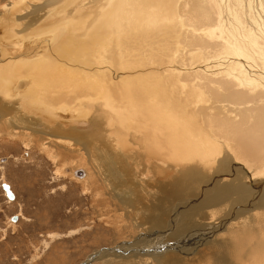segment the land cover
<instances>
[{
	"label": "bare ground",
	"instance_id": "obj_1",
	"mask_svg": "<svg viewBox=\"0 0 264 264\" xmlns=\"http://www.w3.org/2000/svg\"><path fill=\"white\" fill-rule=\"evenodd\" d=\"M171 1L1 0L0 53L8 58L0 59V62L6 63V67H2L0 71V133L2 136L8 135L10 139H21L27 143L34 142L37 148L47 153L54 152L53 149L61 150V158L66 159V156H72L73 151L68 144L72 143V140L67 142L65 134L73 126L69 122L62 121L73 120L75 112L82 113L81 116L86 117L87 121L90 119L88 127L90 125L94 127L87 129L84 133H77L79 135L75 136L76 145L84 149L85 156L97 170V175L99 176V172L100 175L105 174V180H101L103 191L106 192V186L113 189L116 185L119 188L118 193L124 188L126 195L115 197L113 193H108V199L119 207V221H122V225L134 219L133 229L138 233L136 243L143 242L141 245L137 244L138 247L134 252H129L124 257L116 255L127 254L124 253L125 247L119 248L111 255H106V264H264V201L262 196L264 193L261 196L255 195L250 202L245 203L243 199L233 201L229 195L230 191L239 190L236 194L242 198L247 195V187L228 185V191L224 195L223 191L221 192L222 189L212 190L213 183L208 182L211 187L209 190L207 185H200L199 182L187 183L177 175V173L186 171L190 167L187 162L195 158L207 159L210 164L208 166H212L213 160L216 164L214 154H212V160L211 154L208 155L207 151H202L208 142V137L210 144L216 141L212 139L216 133L214 129L216 127H211L209 116L204 114L202 116L204 123L197 129L201 135V141L197 135L192 133L195 128L191 122L187 123V121L199 114L200 108L195 107V103L196 112H191L189 116L185 115L183 108L178 105L181 88L180 86L171 88L173 82L170 79V71L168 73L153 68V71H148L149 81L141 76L134 78L125 76L124 73L121 75V70L113 71L112 81L103 91H100L95 87L96 81L91 78L90 71L84 70V67L91 69L93 66L92 55L94 53L96 57L98 51L100 52L106 46L109 47L101 43L108 41L107 39L112 42L111 38L118 26H129L138 21L145 23L149 21L156 8H162ZM173 1L176 3L179 0ZM208 1L190 0L189 2L185 0L180 3L200 7ZM247 1L251 2V0ZM172 5L174 6V4L169 6L173 7ZM228 6L229 9H237L232 0H229ZM227 7L225 9L227 17H231ZM184 9L186 7H183L181 11L185 12ZM163 12L165 14L166 10ZM249 12L252 15L251 18L253 16L258 18L254 12L250 10ZM166 21L168 24V20ZM232 22L234 23V20ZM234 25L235 30L228 27V32L225 33L229 40L239 43V37H241L248 47L260 45L263 48L255 55L250 54L255 63L253 69L256 71L245 68L246 76L241 81L245 90L248 88V93L264 92L261 87L264 86V36H260L263 42L259 38L241 36L248 33L240 32L246 27L243 25L239 28L236 22ZM159 26L157 27L160 28ZM8 30H10V35ZM128 31L127 36H124L127 45L123 46L121 51L126 56H132L133 44L141 45L147 50L151 49L149 51L151 54L166 50V47L157 48L156 40L151 38L150 34L146 35L144 30L135 32L134 28H130ZM120 32L118 35L121 34ZM131 32L135 33L131 34ZM261 32L263 35L264 31L261 30ZM172 33L170 31V35ZM110 36L112 37L109 38ZM193 37L190 39L193 40ZM165 38L166 34H159L161 41L167 42L168 38ZM30 40H33L34 44L29 43ZM119 40L120 38L117 41ZM171 41L170 44H172ZM231 41L229 43H232ZM20 42L28 43V52L17 60L16 53L23 50ZM229 46L227 48L231 49ZM151 47L156 50H152ZM114 50L118 52L120 47L116 49L114 45ZM250 50L253 49L250 48ZM141 51L139 57L147 61L149 52L145 54L143 50ZM232 55L235 56L233 52ZM78 65L83 67L81 66L80 69ZM117 75L128 77V80L134 79V82L129 81L120 85L117 83ZM202 81L208 83L209 80L205 78ZM30 83L34 84L33 89L27 91L24 88ZM235 85L237 86V81ZM182 86L185 91L191 88ZM34 90L38 97L42 96V104L50 108V112L46 115L41 108L31 103ZM200 92L192 95L193 97L199 95L198 101L204 97L202 95L204 91L201 94ZM261 97L263 98V95ZM171 98L176 106L169 104ZM74 101L76 106H74ZM201 105L204 106V104ZM233 105L236 106V102H233ZM234 108L239 112L236 116L237 120H241V111L237 106ZM260 115L264 116V112ZM51 120H55L57 124H51ZM3 125H8L7 134L2 132ZM255 125L257 127L255 130L250 132L247 130L243 135H239L236 130L233 138L237 139L232 142L245 149L246 159L261 162V166L264 165V127L259 122ZM243 128L244 126H241L240 131ZM43 137L60 139L61 146L56 148L53 147L54 143L48 142L42 144ZM257 137L262 138L258 141ZM221 151L224 150L221 149ZM55 153V156L59 157V153L57 151ZM77 154L82 157V153ZM172 161L175 165L171 164ZM151 167L154 170L155 181H151V177L146 176V170ZM77 169L78 167L70 169L72 175L88 182L87 173L83 171L75 173ZM140 171L143 174L137 176L136 172L140 173ZM65 172L68 173L67 170ZM141 176H146L150 181L144 182L143 180L144 183L136 184ZM223 176L224 173H219V179ZM214 181L216 182V178ZM88 183L90 184V181ZM94 183L99 184L98 181ZM190 185L194 186L191 188ZM144 190H147L148 197L141 195ZM135 192H138L137 196ZM145 199L147 202H144Z\"/></svg>",
	"mask_w": 264,
	"mask_h": 264
},
{
	"label": "rangeland",
	"instance_id": "obj_2",
	"mask_svg": "<svg viewBox=\"0 0 264 264\" xmlns=\"http://www.w3.org/2000/svg\"><path fill=\"white\" fill-rule=\"evenodd\" d=\"M180 1L183 3L185 0H179L178 3L172 0L162 8H156V12L154 11L151 14L152 17L150 16L153 22L149 19L145 22L146 24L138 21L135 24L126 25L129 30L134 28L135 32L144 30L143 32L146 35L150 34L151 38L156 40L155 45L157 48L166 47V50L151 54L149 52L151 49L147 50L141 45L136 46L133 44L132 56H126L121 51L123 46L127 45L124 36L126 37L129 31L125 25V27L118 26L117 30L115 28L116 31H114L116 35L113 34L114 38L109 37L113 38H111L112 42L107 39L108 41L101 43L109 45V47H104L100 52L96 51V57L95 53L92 55V59H94L93 66L91 69L84 67V70L90 71L91 78L96 81L95 87L99 88L100 91H103L107 84L112 81L113 71L121 70L120 74L124 73L125 76H133L134 78L141 76L146 78L147 81H149L147 76L150 75L148 71H153V68L157 71H170V79L173 82L171 88L179 86L181 88L178 105L183 108L185 115L189 116L191 112H196L195 107L200 108L199 114L187 121V123L191 122V125L195 128L192 133L197 135L199 141H201L202 138L197 129L204 123L202 120L204 114L209 116L211 127H216L214 128L216 133L212 136V139L216 141L213 140L214 143L210 144V138L208 137V142L202 149L203 152L207 151L206 154H211V159L212 154H214L216 164H214L213 159L212 166H208L207 159L198 160V158H195L193 161L189 160L190 162H187V165L190 167L184 172H176L178 177L183 178L187 183L199 182L200 185H207L209 190H211V187L208 182L213 183L212 190L222 189L221 192L223 191L224 195L228 191V185L247 187V195L243 193L245 196H242V198L236 194L239 190L230 191L231 194L229 195L233 201L243 199L245 203L250 202L255 195L261 196L264 193V165L260 166L261 162L257 163L246 159L245 149L233 143L232 140L237 139L233 138V133L236 130H238L239 135H243L247 130L249 132L255 130L257 122L264 127V116L260 115L264 112V92L256 93L257 95L248 93V88L245 90L241 81L246 76L245 68L256 71L253 69L255 63L250 56L255 55L263 48L260 45L248 47L241 37H239V43H233L226 37L225 33L228 32V27L235 30L234 24L236 22L239 24V28L243 25L246 27L240 32H248L241 36L255 39L264 36L261 32V30L264 31V17H262L264 16V0H262L263 4L261 0H251V2L232 0L237 9L227 7L229 0H209L208 3L200 7L193 4H187V6L183 4V6ZM188 1L190 2V0ZM170 4H174V6L172 5L174 9L169 6ZM183 7H186L185 12L181 11ZM226 7L231 17H227ZM163 10H166V15ZM174 10L177 12L175 13ZM249 10L254 12L258 18L256 16L251 18L252 15H250ZM172 12L178 16L174 13L171 14ZM161 15L165 16L166 19L163 17L162 19ZM243 18L250 20L245 21ZM166 20H168V24ZM159 21L161 22L159 23ZM153 26L155 27L153 28ZM174 29L175 31H173ZM170 31L174 33L170 35ZM119 32L121 33L120 36L118 35ZM135 32H131V34ZM8 33L10 35V30H8ZM162 33L166 34L167 42L159 39V34ZM192 37L193 40L190 39ZM43 38H45V35H43ZM116 38H120V40L117 41ZM195 39H197L196 43ZM170 40H172V44H170ZM230 41L232 43H229ZM20 43L23 45V50L16 53L17 60L28 52V43ZM29 43L34 44L33 40H30ZM194 44L197 46L194 47ZM114 45H116V49L120 47L118 52L114 50ZM228 46L231 49L227 48ZM250 48L253 50H250ZM97 49H99V46H97ZM141 50L145 54L149 52L147 61H143V58L139 57ZM152 50L156 49L152 48ZM232 52L235 56L232 55ZM7 58L0 53L1 60ZM81 66L78 65L80 69L83 67ZM2 67H6V63L0 62V71ZM80 69H76V71H80ZM128 77L117 75V83L120 85L129 81L133 83L134 79L128 80ZM205 78L209 80L208 83L202 81ZM236 81L237 86L235 85ZM182 85L191 88L185 91ZM33 86L34 84L30 83L24 89L30 91ZM261 87L264 90V86ZM199 91H201L200 94L204 91L202 93L204 97L200 101H198L199 95L192 96L196 92L199 93ZM131 92L134 93L133 90ZM31 96L32 105L41 108L44 115L50 112V108L42 104V96L38 97L36 95V90L32 91ZM231 96L235 97L231 98ZM236 96H238L237 99ZM233 102H236V106L241 111V120H237L236 116L239 115V112L234 110L236 106L233 105ZM169 104L176 106L172 98ZM201 104H204V106ZM76 105L74 101V106ZM249 109H251V112ZM246 113H250V116ZM81 114L75 112L73 120L62 121L69 122L73 126L65 134L67 142L72 140V143L68 144L73 151L72 156H66V159L61 158V150L53 149L59 153V157H57L55 151L47 153L43 149L37 148L34 142L27 143L21 139H10L8 135L2 136L0 133V264H106V255H111L119 248L125 247L124 253L127 254L116 255L117 257H124L129 252H134L135 248L138 247L137 244H143V242L136 243L138 233L137 230L133 229L134 219L122 225V221H119V207L108 199V193H113L115 197L126 195L124 188L118 193L119 188L116 185L113 189L106 186V192L103 191L101 180H105V174L101 172L100 175L98 171V176L97 170L93 168V165L85 156L84 149L76 145L75 136L79 135L77 133H84L87 129L94 127L92 125L88 127L90 119L87 121L86 117L81 116ZM51 124H57V122L51 120ZM241 126H244V128L240 131ZM39 129L43 131L42 128ZM7 130L8 125H3L2 132L7 134ZM27 133L29 134V132ZM262 137H257L258 141ZM46 142L54 143L55 146L53 147L56 148L61 146L59 144L61 143L60 139L43 137L41 143L45 144ZM221 149L224 151H221ZM77 153H82V157ZM206 163L207 165H205ZM171 164L175 165L173 161ZM77 167L75 173L78 171L86 172L90 184L72 175L70 169ZM241 168L242 170H239ZM146 172V176L151 177V181H155L153 168L147 169ZM219 173H224V176L220 179ZM142 174L141 171L140 173L136 172L137 176ZM146 176H141L136 184L149 182L150 180H147ZM215 178L216 182L214 181ZM93 180L98 181L99 184L94 183ZM4 183L8 184L12 190L15 196L13 201L7 198L2 187ZM193 186L190 185L191 188ZM135 195L137 196L138 192H135ZM141 195L148 197L147 190H144ZM262 196L264 201V195ZM144 202H147V200L145 199ZM15 218L16 221H14ZM140 247L145 248L146 246Z\"/></svg>",
	"mask_w": 264,
	"mask_h": 264
},
{
	"label": "water",
	"instance_id": "obj_3",
	"mask_svg": "<svg viewBox=\"0 0 264 264\" xmlns=\"http://www.w3.org/2000/svg\"><path fill=\"white\" fill-rule=\"evenodd\" d=\"M2 187H3V189H4L5 193H6L7 198L10 201H13L15 199V196H14L13 192L11 191L10 186L8 184L4 183L2 185ZM14 221H16V218L14 219Z\"/></svg>",
	"mask_w": 264,
	"mask_h": 264
}]
</instances>
